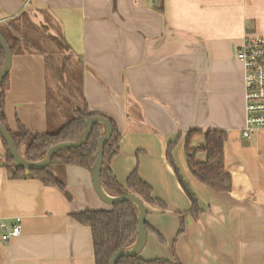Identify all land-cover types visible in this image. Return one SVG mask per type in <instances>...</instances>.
Listing matches in <instances>:
<instances>
[{"label": "crops", "instance_id": "1", "mask_svg": "<svg viewBox=\"0 0 264 264\" xmlns=\"http://www.w3.org/2000/svg\"><path fill=\"white\" fill-rule=\"evenodd\" d=\"M10 24L30 49L12 55L9 129L16 132L20 123L32 134L55 133L82 100L92 113L112 119L120 133L112 174L126 189L137 170L161 203L143 202L141 259L264 264V129L242 135L244 71L236 58L246 34L264 35V0H0V25L9 30ZM44 37L68 49L54 54L59 64L65 59L54 70L57 82L64 79L54 93ZM72 69L78 95L62 98L58 92L64 84L69 90ZM190 131L226 133L229 192L215 193L189 172L183 142ZM204 142L194 136L191 146ZM169 144L179 176L166 160ZM205 160L196 154L198 163ZM4 163L0 142V221H22L18 237L0 241V264H95L91 231L73 218L109 208L96 195L91 172L52 167L66 196L38 180L11 178ZM188 193L198 203L195 216Z\"/></svg>", "mask_w": 264, "mask_h": 264}, {"label": "trees", "instance_id": "2", "mask_svg": "<svg viewBox=\"0 0 264 264\" xmlns=\"http://www.w3.org/2000/svg\"><path fill=\"white\" fill-rule=\"evenodd\" d=\"M160 11L162 9H159ZM10 29L0 25V36L8 44L11 54H15L21 47L29 48L28 43L24 40L17 39V26L10 24ZM16 36V37H15ZM13 40L10 42L9 40ZM58 51L62 53L67 51L66 45L56 39L49 37ZM4 65V53L0 47V71ZM10 87L9 75L7 74L0 83V125L3 126L10 134L14 147L22 158L30 163L42 160L47 152L59 144H69L78 141L83 134L86 121L93 117L106 119L112 128V134L105 143L102 152L103 163L100 171V182L104 191L113 197L122 194L132 193L142 200V202L154 205L160 204L152 198V188L143 182L134 170L126 181V189H123L117 182L110 170L111 160L118 154V142L120 133L115 122L104 116L94 114L88 108V105L82 100L75 108L73 117L64 126L55 133L32 134L25 129L20 123H17V131L12 132L9 129L6 119V94ZM105 134V127L102 124H95L86 142L73 149H64L54 155L50 164L40 170H25L16 167L12 157L9 155L7 145L0 135V142L4 151V166L10 171V177L13 179H34L41 182L44 186L56 187L64 195L68 196L63 181L56 177L52 172L53 166H79L89 172L95 166L97 160L98 143ZM180 134L177 139L180 138ZM194 136H203L204 145L197 148L191 146V140ZM226 133L222 131H190L185 134L183 142L184 159L186 166L191 175L204 187L215 193H227L231 189V178L224 167V144ZM25 146V147H24ZM173 144L166 146V160L172 166L175 173L178 172L174 166L171 157ZM22 148L24 152L21 153ZM204 153L206 160L203 163L196 161V154ZM179 176V175H178ZM192 202L191 214L197 215L198 203L195 197L188 193ZM138 209L130 202H122L109 205L106 210H85L73 214L77 223L86 226L91 231L92 249L95 264H109L115 253L131 249L138 239ZM146 226V223L144 224ZM183 227V224L181 225ZM147 228V226H146ZM183 232L180 230L179 233ZM116 264H181L178 260H143L138 255L134 257H122Z\"/></svg>", "mask_w": 264, "mask_h": 264}, {"label": "water", "instance_id": "3", "mask_svg": "<svg viewBox=\"0 0 264 264\" xmlns=\"http://www.w3.org/2000/svg\"><path fill=\"white\" fill-rule=\"evenodd\" d=\"M0 47L2 48L4 53V65L2 70L0 71V83H1L10 70L12 54L10 52V48L8 44L5 42L4 39L1 38V36H0ZM97 123L104 125L105 134L98 143L97 160L94 168L91 171L93 189L96 195L98 196V198L103 203L107 205H114L122 202H130L138 209V215H139L137 242L131 249L126 251H119L114 254L109 264H116V262L122 257L137 256L140 253V250L143 248L145 242L144 222H145L146 212L144 208V203L134 194L128 193L113 197L108 195L101 186L100 171L103 163V158H102L103 147L112 134V128L109 122L106 119L98 116L87 120L85 130L78 141L74 143L59 144L57 146H54L47 152L46 156L42 160L34 163L27 162L22 158V156L18 153L17 149L14 147L9 132L1 125H0V135L4 139L7 145L8 153L12 157L16 167H20L25 170H40L47 167L50 164L54 155L59 151L64 149L78 148L79 146L83 145L86 142L88 136L90 135L92 127Z\"/></svg>", "mask_w": 264, "mask_h": 264}, {"label": "built area", "instance_id": "4", "mask_svg": "<svg viewBox=\"0 0 264 264\" xmlns=\"http://www.w3.org/2000/svg\"><path fill=\"white\" fill-rule=\"evenodd\" d=\"M236 58L244 71L245 127L243 137L250 138L264 129V35L250 33L243 37ZM22 232V221H0V241L9 243Z\"/></svg>", "mask_w": 264, "mask_h": 264}, {"label": "rangeland", "instance_id": "5", "mask_svg": "<svg viewBox=\"0 0 264 264\" xmlns=\"http://www.w3.org/2000/svg\"><path fill=\"white\" fill-rule=\"evenodd\" d=\"M28 28H30V26H28ZM43 34H44V31H42V35ZM44 39H45V43H46V45H45L46 46V52H48V54H49L47 56V68H48L47 69L48 70L47 76H48V81L51 82V84H49V86L51 87V92L54 93V90L56 91V89H57L56 84H58V85L60 84V86H61V84L64 81L63 76H62V80L60 79V83L57 82L56 76L54 75V70L55 69H60V67H62L63 64L65 63V59L60 57L62 59V64H59V61L57 60V58L59 56L54 57V54H57L59 52L60 55H62L61 50L58 51L57 46L53 42L48 40L47 37H44ZM36 40L38 41V39H36ZM63 61H64V63H63ZM66 62H67L66 64H68L70 62V60L68 59V60H66ZM73 71H76V69L70 70V74H69V76H70L69 79L70 80H69V82L71 83V85L68 86L69 90L66 89L67 86L64 84L63 85L64 88L60 92H58L59 93L58 95L62 96V98H64V96L65 97H70V95H72V93H77V95H78L79 90H77L76 85H78V79H79L78 77L79 76H78V73L76 74ZM55 100H56V98H54V95H51V97H50L51 105L55 104V102H54Z\"/></svg>", "mask_w": 264, "mask_h": 264}]
</instances>
